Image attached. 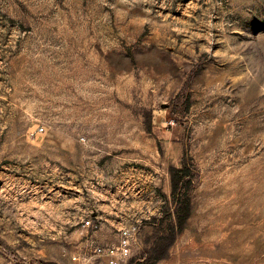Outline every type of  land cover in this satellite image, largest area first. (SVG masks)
Listing matches in <instances>:
<instances>
[{
  "label": "rangeland",
  "instance_id": "1",
  "mask_svg": "<svg viewBox=\"0 0 264 264\" xmlns=\"http://www.w3.org/2000/svg\"><path fill=\"white\" fill-rule=\"evenodd\" d=\"M82 220L141 226L120 264H264V0H0V264H109Z\"/></svg>",
  "mask_w": 264,
  "mask_h": 264
},
{
  "label": "built area",
  "instance_id": "2",
  "mask_svg": "<svg viewBox=\"0 0 264 264\" xmlns=\"http://www.w3.org/2000/svg\"><path fill=\"white\" fill-rule=\"evenodd\" d=\"M43 130L44 127H41L39 131ZM85 225H91V221L86 220ZM138 232L139 230L137 227L123 229L118 244L96 246L94 247V255L107 258L109 264H120L131 255L132 246L138 242ZM72 259L74 261H80L82 264H87L89 262V257L87 255H75Z\"/></svg>",
  "mask_w": 264,
  "mask_h": 264
},
{
  "label": "crops",
  "instance_id": "3",
  "mask_svg": "<svg viewBox=\"0 0 264 264\" xmlns=\"http://www.w3.org/2000/svg\"><path fill=\"white\" fill-rule=\"evenodd\" d=\"M85 221L82 220L81 226L77 227V229H76V237L80 242L79 250H81V252H83V251L87 252L89 250V246L90 247H92V246L96 247V246H108V245H110L111 243L107 241V238L111 239L113 237H116L117 240L115 241V243L117 244L119 242L120 237H121V229L123 230L122 227L121 228L119 227L117 233L115 235L114 234L112 235V233H111V231H113L112 226H107L106 224L102 226V224H101V226H99L97 228V230L95 229L91 233V228L89 226L85 225ZM140 228H141V226L138 228L139 231L141 230ZM90 249L91 250H89V252H94L92 250V248H90ZM103 258H104V261L108 262L107 258H105V257H103ZM76 264H78V263H76ZM91 264H93V262Z\"/></svg>",
  "mask_w": 264,
  "mask_h": 264
},
{
  "label": "trees",
  "instance_id": "4",
  "mask_svg": "<svg viewBox=\"0 0 264 264\" xmlns=\"http://www.w3.org/2000/svg\"><path fill=\"white\" fill-rule=\"evenodd\" d=\"M188 172L189 171L187 170V168L183 166L178 169H173L172 175V197L176 199V202L179 204L177 214L180 227H182V225L185 223L191 212V199L188 191L184 192L182 199L177 197L179 189H181L182 187H185L187 189L189 188L187 184L190 185L192 183L191 179H188L186 181L184 180V178L188 176Z\"/></svg>",
  "mask_w": 264,
  "mask_h": 264
}]
</instances>
